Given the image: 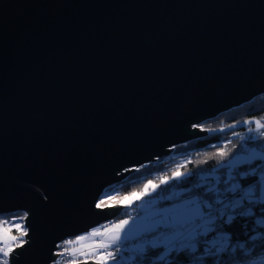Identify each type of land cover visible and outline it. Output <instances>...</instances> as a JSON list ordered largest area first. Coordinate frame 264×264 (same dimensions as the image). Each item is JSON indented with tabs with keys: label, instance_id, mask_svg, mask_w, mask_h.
<instances>
[{
	"label": "water",
	"instance_id": "95a60500",
	"mask_svg": "<svg viewBox=\"0 0 264 264\" xmlns=\"http://www.w3.org/2000/svg\"><path fill=\"white\" fill-rule=\"evenodd\" d=\"M264 93V0H0V214L10 264L115 219L127 172Z\"/></svg>",
	"mask_w": 264,
	"mask_h": 264
},
{
	"label": "snow or ice",
	"instance_id": "6c2138e0",
	"mask_svg": "<svg viewBox=\"0 0 264 264\" xmlns=\"http://www.w3.org/2000/svg\"><path fill=\"white\" fill-rule=\"evenodd\" d=\"M252 122L244 121L246 124ZM255 124V131H258L259 135L264 137V131H260L264 129V123L255 120ZM248 131L252 132L254 130L250 128ZM254 139L252 136H242L241 141L244 143L239 145L240 152L229 159L226 164L222 161L229 154L223 150L219 151L218 155L221 157V161L218 162L219 167L213 168L216 171L208 174L211 177V183L204 175L196 173L192 187L182 188L179 184H176V199L172 200L169 197L163 200L156 209L155 230L149 233L150 238L142 236L133 244L129 242L127 249L125 248V234L129 229L126 226L129 225L130 220L135 219L129 216V219L120 220L106 229H93L92 232L85 235H78L74 239L64 240L56 246L59 251L54 252L53 255L58 259L53 260L52 264H112L113 261L118 264L121 255L117 259L116 253L120 252L122 242L124 251L130 250L132 253L128 257L129 260L134 259L138 254H143L147 248L161 246L165 249V252L160 256L161 260H164L172 252H186L191 254L192 257L197 253L198 247L201 246L200 232L197 231L201 227L204 233L222 237L221 240H209L204 247L203 255L215 256V264H220L218 254L228 253L230 259L233 260V264H240L235 259L237 249L243 250L244 253L249 252L251 249L246 248L244 243L236 242L233 244L232 236L226 231L225 226L230 225L238 217H251L253 215V205L264 203V199L256 195L257 185L260 184L261 176H264L261 167H249L244 171L238 170L241 165H252L256 160L264 161L259 150H257L258 147H247V141ZM236 147V145L233 146L234 149ZM233 160H235L234 164H232ZM225 165L231 166L224 167ZM191 175V173L182 172L177 168L171 177H161L159 184L149 180L144 184L143 191L130 193L123 198L120 204L110 206L129 207L132 203L151 195V192H155L161 185H169L171 180L180 181L181 178ZM249 176L258 177V179L255 183L248 184L246 187L242 186L241 181ZM173 186L164 188L161 193H169ZM197 189H202V191H195ZM261 189H264V185H261ZM221 192L224 193L223 199L217 196V193ZM112 199L114 197L99 199L95 203V207L103 209L109 206L108 201ZM165 201L168 203L165 204ZM192 201L197 202L194 208L191 207ZM217 205L220 206L219 210L214 211ZM171 209H175V211H169ZM205 209L208 211L205 212ZM194 212L200 217L198 222L193 220ZM16 219L26 220L27 213L23 217H14L12 222L0 220V264H10L16 249L23 248L28 243V240L25 239L29 235L28 228L23 223H16ZM190 221L196 224L195 228L192 227ZM261 223L259 219L255 221L256 225H261ZM105 233H108L107 239H100ZM89 238H91V241L85 243ZM250 239L255 241L257 237L252 236ZM212 248L215 249L214 252L210 250Z\"/></svg>",
	"mask_w": 264,
	"mask_h": 264
},
{
	"label": "trees",
	"instance_id": "16d2710c",
	"mask_svg": "<svg viewBox=\"0 0 264 264\" xmlns=\"http://www.w3.org/2000/svg\"><path fill=\"white\" fill-rule=\"evenodd\" d=\"M255 120H260L261 123H264V93L254 97L249 102L223 111L212 118L200 121L197 126L204 132L201 136L189 142L176 145L170 148L166 155L127 172L121 181L106 188L99 199L114 197V199L108 201V205L109 207L113 204L118 205L130 193L140 192L144 184L149 180L159 184L161 177H171L177 168L182 172L191 173L192 175L185 176L180 181L171 180L169 185H161L159 189L151 194L152 196L160 195L164 197L163 200L169 197L175 200V188L177 187L175 185L179 184L182 188L192 187V184L195 182L196 173L204 175L209 180V183H211V177L208 174L209 172L216 171L213 168L219 167L218 162L221 161V157L218 155L219 151L223 150L229 154L222 161L226 164L229 159L240 152L239 145L244 143L241 141L242 136H252L255 138L254 140L247 141V147L264 149V137H261L259 132L255 131ZM244 121L253 122L246 124ZM250 128L254 131L249 132ZM260 131H264V129ZM234 145L237 146L235 149L233 148ZM256 166H260L261 171L264 170V161L256 160L252 165H241L238 170L244 171L249 167ZM224 167H227V165ZM257 179L258 177L249 176L241 181L242 186L246 187L248 184L255 183ZM172 186L173 188L169 193H161L164 188H171ZM195 191H202V189ZM217 196L223 199L224 193H217ZM163 200H159L158 203H161ZM219 207L218 205V208L214 211L219 210ZM129 208L122 206V210L117 217H127V215L135 212H130ZM204 211L207 210L205 209ZM252 211L253 215L251 217H238L230 225L225 226L226 231L232 236L233 244L236 242L244 243L246 248L251 249L247 253L237 249L235 259L240 264H264V203L253 205ZM23 216L24 213L22 212L0 214V220L11 222L14 217ZM117 217L110 222L112 223L117 220ZM257 219L261 220V225L255 224ZM252 236H256L257 239L252 241L250 239ZM221 239L222 237L200 232L201 246L198 247L197 253L192 257L191 254L186 252H172L164 260H161L158 258L161 252V247H159L148 249L143 254L135 256V262H141L142 264H215V256L203 255L204 247L208 244L209 240ZM210 250L212 252L215 251L214 248ZM218 255L220 257V264H233V260L230 259L228 253H220ZM152 258H155V260L151 261Z\"/></svg>",
	"mask_w": 264,
	"mask_h": 264
},
{
	"label": "rangeland",
	"instance_id": "374dc122",
	"mask_svg": "<svg viewBox=\"0 0 264 264\" xmlns=\"http://www.w3.org/2000/svg\"><path fill=\"white\" fill-rule=\"evenodd\" d=\"M257 150H259L262 158H264V149L258 147ZM234 163H235V160L232 161V164H234ZM230 166L231 165H227V167H230ZM262 172H264V170H262ZM261 185H264V176H261L260 184L257 185V191H256V195L259 198L263 199L264 198V189H261ZM141 191H143V188ZM137 193H139V192H137ZM152 193L153 192H151V194ZM157 197L158 196L149 195V196H145L142 200H139V201L132 203L129 206L130 207L129 211L130 212L135 211L134 213H132L131 215H127V217H117V220L113 221L110 224V225H112V224L118 223L120 220L129 219V216H131L132 218H135L133 220H130L129 225L126 226V228H129L125 234V248L126 249L128 247L129 242H130V244H133V243H135V241L138 238H140L142 236L150 238L148 233L153 232L155 230V220H156L155 213H156V209L161 204V203H158V201L163 200V198H164L162 196H159L158 198ZM164 203L167 204L168 202H164ZM196 203H197L196 201H192L191 207L194 208ZM132 206H134V207L132 208ZM216 208H218V205ZM169 211H175V209H171ZM207 211H205V212H207ZM216 211H218V209ZM17 218H19V217H17ZM193 220L197 221V222L200 220V217L198 215H196L195 212L193 213ZM12 221L13 220H11V222ZM15 222L24 224V222H22L18 219H16ZM190 223H192V221H190ZM110 225H105L104 223H102V224H100L96 227H93L89 231L82 233L80 235H85L86 233H90L93 231V229H98V228L106 229ZM192 227L195 228L196 224L192 223ZM197 231L203 232L202 227L200 229H197ZM107 235H108V233H105L104 236L100 237V239H107ZM75 237H72L71 239H74ZM157 239H159V238H157ZM90 241H91V238H89L88 241H85V243H88ZM148 249H152V248H147L146 251ZM164 252H165V249L161 246V252H160L159 257H158L159 259H160V256ZM116 255H117V259H119L120 255H121V258L119 259L118 264H142L141 262H135V258L131 259V260L128 259V257L131 256L132 253L130 252V250L124 251L123 242L120 245V252H117ZM138 255H136V256H138ZM153 260H155V258L151 259V261H153ZM112 264H115V261H113Z\"/></svg>",
	"mask_w": 264,
	"mask_h": 264
},
{
	"label": "built area",
	"instance_id": "2783aa9c",
	"mask_svg": "<svg viewBox=\"0 0 264 264\" xmlns=\"http://www.w3.org/2000/svg\"><path fill=\"white\" fill-rule=\"evenodd\" d=\"M104 224H105V225H110V224H111V222H106V223H104ZM66 240H68V239H66ZM62 242H63V241H62ZM62 242H61V243H62ZM61 243H59V244H61ZM57 251H59V249H58V248H57ZM57 251H56V252H57ZM56 259H58V257H56V258H55V260H56Z\"/></svg>",
	"mask_w": 264,
	"mask_h": 264
}]
</instances>
